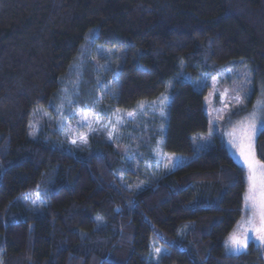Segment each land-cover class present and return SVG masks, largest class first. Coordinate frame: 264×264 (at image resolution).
Instances as JSON below:
<instances>
[{"label": "trees", "instance_id": "16d2710c", "mask_svg": "<svg viewBox=\"0 0 264 264\" xmlns=\"http://www.w3.org/2000/svg\"><path fill=\"white\" fill-rule=\"evenodd\" d=\"M95 47L119 65L103 66ZM241 65L264 84V0H0V264H264V246L224 253L242 167L217 138L192 143L208 127L209 85L195 79ZM88 103L104 118L151 108L160 129L139 150L159 136L161 153L194 158L132 191L109 143L76 151L58 132L27 135L38 109ZM255 152L264 163V130Z\"/></svg>", "mask_w": 264, "mask_h": 264}, {"label": "rangeland", "instance_id": "374dc122", "mask_svg": "<svg viewBox=\"0 0 264 264\" xmlns=\"http://www.w3.org/2000/svg\"><path fill=\"white\" fill-rule=\"evenodd\" d=\"M84 43L86 47L90 44L89 34ZM94 52L95 55L104 59L102 61L103 66L108 68L119 65L116 50L95 47ZM91 63L95 70L101 69L96 60ZM75 74L77 75L76 72ZM194 82L195 85L197 84V90H200L206 83L209 85V90L204 98V111L208 117V127L205 133L192 136L195 149H208L214 145V140L217 138L232 160L244 171L246 201L241 216L233 229L225 236L224 253L225 255L245 253L250 244L263 247L264 241L259 239L257 232L253 229L252 232H243V227L248 223L247 218L255 217L254 227H259V216L256 215V211L250 212V214L246 213L250 209V202L252 201L249 202L247 199L250 192V172L242 152H247L250 145V150L256 158V139L258 134L264 130V84L259 79L255 80L248 69L242 65L226 72L221 71L212 79L201 75ZM169 87L170 85L166 86L164 92ZM254 89L256 90L255 93L253 92ZM59 109L51 116V112L42 109L34 112L28 123L27 135L31 138H37L42 131L50 134L58 132L60 138L76 151L86 150L91 141L98 140L109 143L115 151L125 156V165L128 164L131 167L133 176L129 175L127 179L120 176L119 181L132 191L148 187L157 179L158 174H165L194 158V156L161 153L162 137L159 136L155 139L154 149L144 152L139 150L149 142L150 134L160 129L162 118L158 112L151 108H147L139 114H135L136 111H115L107 118L100 116L96 103L76 104L71 109L72 112L70 111L71 113L65 115L63 114L64 110ZM253 120L257 127L255 134L248 141L243 139L241 129ZM146 122L151 123V125L146 124ZM28 201L32 207L42 204L38 198H29ZM233 234L241 238L246 234L247 247L240 251L234 250V246L230 242V237ZM152 247L153 256L160 253V251H156L157 249L160 250L159 247Z\"/></svg>", "mask_w": 264, "mask_h": 264}, {"label": "snow or ice", "instance_id": "6c2138e0", "mask_svg": "<svg viewBox=\"0 0 264 264\" xmlns=\"http://www.w3.org/2000/svg\"><path fill=\"white\" fill-rule=\"evenodd\" d=\"M257 124L253 120L241 129L243 139L250 141L251 136L255 134ZM245 163L250 172V192L247 197L253 202V207L258 209L259 227H254L255 217L248 220V224L253 226V230L259 234V239L264 241V163L259 162L248 146L247 152H242ZM230 242L234 246V250L240 251L247 247V235L243 238L233 234L230 237ZM157 252L160 250L157 249Z\"/></svg>", "mask_w": 264, "mask_h": 264}, {"label": "crops", "instance_id": "0c3cea01", "mask_svg": "<svg viewBox=\"0 0 264 264\" xmlns=\"http://www.w3.org/2000/svg\"><path fill=\"white\" fill-rule=\"evenodd\" d=\"M256 159H257V157H256ZM258 160V159H257ZM259 161V160H258ZM260 162V161H259ZM246 174V173H245ZM250 182V181H249ZM245 193H246V187H245ZM245 195L246 194H244V197H243V204H242V212H243V206H244V203H245V201H246V198H245ZM247 202H248V200H247ZM249 202H250V200H249ZM254 211H256L257 213H256V215H258V209L257 208H255V207H253V203L252 202H250V209H248L247 211H246V213L247 214H250V212L251 213H253ZM241 212V213H242ZM241 216V215H240ZM247 220H249L248 218H247ZM252 229H253V226H250L248 223L243 227V232H252Z\"/></svg>", "mask_w": 264, "mask_h": 264}]
</instances>
